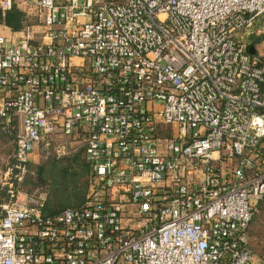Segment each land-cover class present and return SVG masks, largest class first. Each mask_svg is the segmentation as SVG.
<instances>
[{
	"label": "built area",
	"instance_id": "obj_1",
	"mask_svg": "<svg viewBox=\"0 0 264 264\" xmlns=\"http://www.w3.org/2000/svg\"><path fill=\"white\" fill-rule=\"evenodd\" d=\"M0 32V121L17 124L0 264H253L264 199V0H18ZM15 4L0 0V18ZM16 5V4H15ZM81 148V206L19 185L39 143Z\"/></svg>",
	"mask_w": 264,
	"mask_h": 264
},
{
	"label": "trees",
	"instance_id": "obj_2",
	"mask_svg": "<svg viewBox=\"0 0 264 264\" xmlns=\"http://www.w3.org/2000/svg\"><path fill=\"white\" fill-rule=\"evenodd\" d=\"M1 22L13 30H19L24 24L29 23L25 13L20 11L15 4L1 18ZM16 129V123L4 126L0 121V166L2 167L8 161H11V166L14 163ZM54 146V140L39 143L35 153L41 155L42 163L36 167V163L32 160L28 163L27 172L24 175V178L28 176V169L31 166L37 168V174L30 179L29 184L31 187L35 185L46 187L47 197L42 207L44 216H53L64 209L81 206L88 187L90 166L83 150L69 148L63 155H57ZM23 183H25L24 179L16 187H22ZM0 198L2 201L8 200V193L4 187H0ZM263 203L262 201L259 203V205L262 204L260 209L264 207ZM254 218L255 215L248 224V235L249 226Z\"/></svg>",
	"mask_w": 264,
	"mask_h": 264
},
{
	"label": "rangeland",
	"instance_id": "obj_3",
	"mask_svg": "<svg viewBox=\"0 0 264 264\" xmlns=\"http://www.w3.org/2000/svg\"><path fill=\"white\" fill-rule=\"evenodd\" d=\"M15 4H19L18 0H14ZM27 15V14H26ZM30 17L27 15V18ZM262 17H259L255 25L258 26L260 29V33L254 36H250L249 33L243 32L242 36L244 41L250 40V39H260L259 42L256 43V49L257 54L262 56L264 59V32L261 30L260 26L262 25ZM33 18L30 17L29 22H32ZM3 27V26H2ZM1 28V27H0ZM4 29V28H3ZM1 28V32L3 31ZM41 155H38V153L34 154L33 160L36 163V167L38 164L42 163ZM11 167V161H8L7 164H4V166H0V187H4L6 190L9 188V184L12 182V179L8 178L6 176L8 168ZM35 166H31L30 169H28V176H25L24 178V185L22 187H19L20 190L29 191L33 189L29 184L30 179L36 176L37 174V168ZM0 201L1 198H0ZM7 201L0 202V206L5 204ZM264 202V199L262 203ZM264 204V203H263ZM262 205V204H260ZM260 205H258V211L255 213V218L252 220L250 226H249V236H250V243L252 246V250L254 252V261L253 264H264V207L260 209Z\"/></svg>",
	"mask_w": 264,
	"mask_h": 264
},
{
	"label": "water",
	"instance_id": "obj_4",
	"mask_svg": "<svg viewBox=\"0 0 264 264\" xmlns=\"http://www.w3.org/2000/svg\"><path fill=\"white\" fill-rule=\"evenodd\" d=\"M260 39H261V38H259V39H254V40H252V41L247 45V47H246V51H247L249 54H254V53H255V48H254V46H255V44H256L257 42L260 41Z\"/></svg>",
	"mask_w": 264,
	"mask_h": 264
},
{
	"label": "crops",
	"instance_id": "obj_5",
	"mask_svg": "<svg viewBox=\"0 0 264 264\" xmlns=\"http://www.w3.org/2000/svg\"><path fill=\"white\" fill-rule=\"evenodd\" d=\"M20 11H23L24 13H25V10L22 8V6H20V5H15ZM26 15V14H25ZM26 17H27V15H26ZM29 19H30V17H28L27 18V21H29ZM5 24L3 23V22H1V18H0V27L3 29L4 27H2V26H4ZM1 28H0V30H1ZM19 29H21V28H19ZM1 32V31H0ZM2 33H8V30H7V28H4L3 29V31H2ZM34 157V156H33Z\"/></svg>",
	"mask_w": 264,
	"mask_h": 264
}]
</instances>
